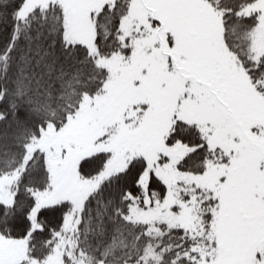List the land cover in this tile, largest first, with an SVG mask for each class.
<instances>
[{
  "label": "snow or ice",
  "instance_id": "snow-or-ice-1",
  "mask_svg": "<svg viewBox=\"0 0 264 264\" xmlns=\"http://www.w3.org/2000/svg\"><path fill=\"white\" fill-rule=\"evenodd\" d=\"M0 264H264V0H0Z\"/></svg>",
  "mask_w": 264,
  "mask_h": 264
}]
</instances>
